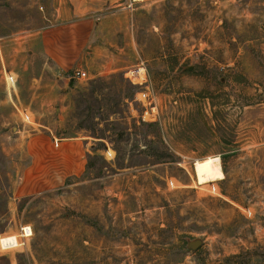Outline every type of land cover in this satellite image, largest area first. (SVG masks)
I'll list each match as a JSON object with an SVG mask.
<instances>
[{
  "label": "rangeland",
  "instance_id": "374dc122",
  "mask_svg": "<svg viewBox=\"0 0 264 264\" xmlns=\"http://www.w3.org/2000/svg\"><path fill=\"white\" fill-rule=\"evenodd\" d=\"M137 2L114 20L124 68H84L33 114L42 105L17 100L27 77L6 68L7 49L22 56L57 4L0 0V236L32 228L0 264H264V0ZM138 65L154 123L137 121L141 87L126 74ZM37 133L50 139L34 170ZM59 138L83 147L79 175L61 177L71 159L59 173L45 161L58 162Z\"/></svg>",
  "mask_w": 264,
  "mask_h": 264
},
{
  "label": "crops",
  "instance_id": "0c3cea01",
  "mask_svg": "<svg viewBox=\"0 0 264 264\" xmlns=\"http://www.w3.org/2000/svg\"><path fill=\"white\" fill-rule=\"evenodd\" d=\"M54 1L57 7L51 24L28 34L22 49L23 55L16 54L14 48L11 51L7 49L9 59L12 61L6 68L27 77V81L22 80L16 84L17 100L27 104L28 109H31L29 106L33 103L42 105L40 108H33V111H30L33 114L45 112L47 110L45 107L50 105L59 93L60 99L64 92L63 81L71 80L70 74L68 76L67 74L73 69L85 68L89 73L93 72L96 75L123 69L126 62L124 59L121 60V53L125 51V47L116 42L117 33H120L122 28L120 23L116 26L114 20L123 14L126 15V11L132 12L142 6L128 9L125 6L129 0ZM125 30L124 27L122 32ZM51 76L56 78L53 79ZM19 101L12 103L13 107L21 112ZM49 139V136L40 133L28 138L26 147L32 156L30 169L36 170L44 163V155L49 149ZM66 141L67 139L59 138L56 146L60 147L58 162L48 158L45 161H52L49 167L54 169V173H59L60 169L57 170L55 165L71 159L72 164L64 166L59 164L61 177L63 174L79 175L86 165L85 160H81L84 149L79 142ZM33 177L35 176H30V180H35ZM195 177L197 179L196 174Z\"/></svg>",
  "mask_w": 264,
  "mask_h": 264
},
{
  "label": "built area",
  "instance_id": "2783aa9c",
  "mask_svg": "<svg viewBox=\"0 0 264 264\" xmlns=\"http://www.w3.org/2000/svg\"><path fill=\"white\" fill-rule=\"evenodd\" d=\"M137 1L142 0H129L125 7H127L128 9H133L134 3ZM126 75L127 78L131 81V83L141 87V89L138 90L133 99V101L139 104L141 108L140 114L137 115L138 123L149 124L157 122L159 120V109L156 104L154 90L150 84V80L148 78L145 67L138 65L128 70ZM69 76L71 77V79L88 78L87 72L80 68L73 69ZM24 119L27 122H32L29 115L24 114ZM57 145L58 144H55V146ZM216 190L217 188L212 185L211 191L216 192ZM30 236H32L31 226L22 225L16 235H7L3 237L0 236V249L2 251H7L21 246L23 244L24 239ZM12 237L14 239V242L9 240Z\"/></svg>",
  "mask_w": 264,
  "mask_h": 264
},
{
  "label": "bare ground",
  "instance_id": "6f19581e",
  "mask_svg": "<svg viewBox=\"0 0 264 264\" xmlns=\"http://www.w3.org/2000/svg\"><path fill=\"white\" fill-rule=\"evenodd\" d=\"M196 162V161H195ZM195 164V163H194ZM220 164H221V161H220ZM194 171H195V168H194ZM197 181H198V179H197ZM199 183V182H198Z\"/></svg>",
  "mask_w": 264,
  "mask_h": 264
}]
</instances>
